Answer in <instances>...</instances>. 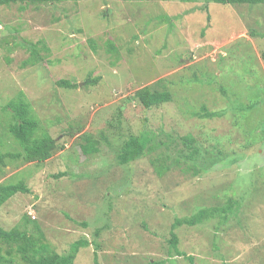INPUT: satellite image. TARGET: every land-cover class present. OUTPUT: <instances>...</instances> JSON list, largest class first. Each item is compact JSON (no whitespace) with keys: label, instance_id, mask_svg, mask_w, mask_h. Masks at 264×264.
<instances>
[{"label":"rangeland","instance_id":"374dc122","mask_svg":"<svg viewBox=\"0 0 264 264\" xmlns=\"http://www.w3.org/2000/svg\"><path fill=\"white\" fill-rule=\"evenodd\" d=\"M27 1L0 6V155H20L0 163V184L24 182L31 193L0 208V227L35 233L37 225L58 253L96 239L103 264H264V105L237 109L264 98V5ZM62 80L77 88L57 87ZM144 88L169 92L172 100L144 109L134 100ZM14 97L31 107L37 135L56 140L49 160L21 157L12 113L3 110ZM111 120L122 140L154 134L168 148L124 168L109 152L84 155L82 136L93 134L94 146L104 133L119 142ZM187 135L200 161L228 147L241 167L231 163V173L219 166L208 177L177 165ZM232 197L238 218L178 227L172 247L176 221L200 206L223 208ZM0 249L2 256L11 250L1 240ZM94 252L81 249L75 264H94ZM15 264L25 263L16 255Z\"/></svg>","mask_w":264,"mask_h":264},{"label":"trees","instance_id":"16d2710c","mask_svg":"<svg viewBox=\"0 0 264 264\" xmlns=\"http://www.w3.org/2000/svg\"><path fill=\"white\" fill-rule=\"evenodd\" d=\"M24 0H0V6H9L10 4H15L18 2H22ZM67 0H28L27 3L30 4H38V3H63ZM207 4H220V5H250V6H257V5H264V0H206ZM23 9V8H21ZM207 9V7H206ZM107 12V11H106ZM137 37V36H136ZM135 38V37H134ZM138 38V37H137ZM40 44L44 45V41H40ZM91 44L93 49L95 50L96 43L91 40ZM106 44L111 45V49L109 52L116 51L114 48L116 47L114 43L111 41H108ZM99 81V79L95 80H88L87 83H96ZM59 88H65V89H75L77 88V85L72 84L69 81H58L55 84ZM134 100L138 101L141 106H143L144 109H151L152 107H157L162 104H166L171 102L172 96L169 92H157L154 91V89L150 88H144L140 91H138L135 96ZM262 103L264 105V98H260L257 101H252L250 104L245 105L241 103L239 107L237 108L242 113H247L250 110H254L259 106H262ZM3 110H9L10 113H12V122L10 126V131L12 135L20 142L22 147L24 148V156H21L26 162H45L49 160L52 157L53 151L57 149V142L54 138L47 134H42V136H38L37 133L40 130V122L34 117L33 113L31 112V107L28 105V103L22 98V97H14L13 100H11L4 108ZM119 117L121 114L118 115ZM109 127H112L111 130L113 132V135L116 134V139L119 141L117 144H114L111 139V135L108 133L101 134L99 137L101 138L98 142H96L94 146L93 139L95 138L93 134L82 136L81 140L84 141L83 144H81V151L86 156L96 155L98 153H105L109 152L113 154L115 159L117 160V164L119 167H127V165L131 164L132 162L143 159L146 157H149L150 154L154 153L155 150H159V148L167 147L166 144L162 142H158L157 138L154 136V134H142L141 136H134L131 135L130 138L127 140H122L121 138V130L120 125L113 124L112 120L109 124ZM73 135V134H70ZM119 136V138H118ZM195 140L193 136L187 135L182 138V144L185 147L184 150H178L176 157H174V162L177 165L183 164L185 166H188V170L193 171L196 175H200L205 173V176L210 177V175L220 168L224 169V171L228 170L232 173L233 165L231 163H237L238 167H241L240 164L242 161L233 160V157L236 158V155L230 148H226L223 152H211L212 153V161L210 159L208 162H206L207 157L205 160H201L198 158L200 154V149L197 147H193V144H195ZM166 145V146H165ZM120 146V148H119ZM233 148V146H232ZM206 151V150H205ZM7 157H11L13 159H17L20 157V155H0V163L3 164L4 159ZM238 158V157H237ZM150 159V158H149ZM193 163L194 165H200L201 168H197L194 166V168L189 165V163ZM207 164H206V163ZM260 161L256 162L257 166H260ZM212 164V166L209 167V164ZM152 164L157 165V162H153ZM206 165L210 168H214L213 170L205 171ZM257 169V168H256ZM254 169L253 173L257 170ZM261 169V168H258ZM205 171V172H204ZM242 171V169H241ZM260 172V171H259ZM214 175V174H212ZM65 177V174H59L56 178H63ZM190 178V176H188ZM194 178V177H191ZM188 179V178H187ZM208 180V179H207ZM178 182V181H176ZM180 182V181H179ZM178 182V183H179ZM184 184L181 183V186ZM19 193L27 194L29 195L31 193V190L24 182L16 183V184H0V208L11 198L18 195ZM206 195V192H204ZM202 196V195H200ZM204 196V195H203ZM230 198V197H229ZM205 198H202L204 200ZM238 200L237 198L232 197V199H228L227 204L223 206V208L220 207H212V206H198V212L197 214H193L192 217L180 219L175 222V224L172 226V238H171V245L173 248H175L178 245V237L174 234V230L181 226H188V227H194L196 225H199L200 223H205L206 225H210L214 223L216 219H222L224 222H228L231 219V213L235 216V218H238L239 214L233 212L234 207L237 204ZM219 217V218H217ZM28 221V220H25ZM28 223H30L28 221ZM34 223V222H32ZM86 225V224H83ZM24 227L27 228L26 225ZM37 232L32 233L31 231H28L26 229L21 230V227L19 226L16 229L7 231L0 227V240L11 247H16V250L14 251V248L10 251L6 252V255L2 256L0 249V264H15V256L19 255L22 262L25 264H75V261L77 259V256L81 249L83 248H89L90 246H94L95 252H94V264H103L101 260V256L99 255L100 246L98 243L93 241H88L85 238H82L73 244L70 245V248L67 251L58 253L56 250L52 248V245L48 243L43 235V233L40 232V228L37 225H34ZM100 230L98 229L96 231V234H94V237L99 236ZM14 255V256H13ZM91 255V254H90ZM182 255H180L181 257ZM184 256V255H183ZM185 258V257H184ZM149 264H157V263H149ZM162 264V262L158 263ZM193 264V263H192Z\"/></svg>","mask_w":264,"mask_h":264}]
</instances>
